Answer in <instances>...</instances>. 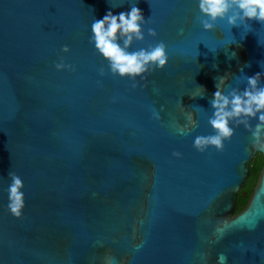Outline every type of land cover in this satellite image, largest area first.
Here are the masks:
<instances>
[{
	"label": "water",
	"instance_id": "1",
	"mask_svg": "<svg viewBox=\"0 0 264 264\" xmlns=\"http://www.w3.org/2000/svg\"><path fill=\"white\" fill-rule=\"evenodd\" d=\"M198 4L0 0V264H264V165L234 214L264 157L258 119L230 121L220 150L195 147L215 135V91L242 92L256 73L264 87V23L205 31ZM131 6L145 22L128 51L163 43L168 55L134 78L112 72L91 31Z\"/></svg>",
	"mask_w": 264,
	"mask_h": 264
},
{
	"label": "clouds",
	"instance_id": "2",
	"mask_svg": "<svg viewBox=\"0 0 264 264\" xmlns=\"http://www.w3.org/2000/svg\"><path fill=\"white\" fill-rule=\"evenodd\" d=\"M198 7L201 15L206 17L202 21L205 31H211L217 20L225 18L231 26H236L238 21L255 20L264 23V0H199ZM144 22L142 10L138 6H131L127 11L119 13L108 10L102 18L92 23V41L97 51L109 62L114 74L134 78L148 71L150 66L159 69L166 66L168 55L163 43L136 52L128 51L133 39L143 40L141 26ZM149 34L154 36L155 32L150 29ZM56 67L61 69L64 65L61 63ZM260 79V73L248 77V86L242 92L233 90L225 95L218 89L213 93L214 114L209 123L215 135L198 137L195 140L198 150L203 151L209 145L215 146L217 150L222 149L223 141L233 134L230 121L236 120L249 128L248 121L257 118L255 129L249 130L256 147L264 152V87H258ZM21 189V179L13 175L8 188V209L16 217L21 215L23 209ZM220 259L223 261L225 258L221 255Z\"/></svg>",
	"mask_w": 264,
	"mask_h": 264
},
{
	"label": "trees",
	"instance_id": "3",
	"mask_svg": "<svg viewBox=\"0 0 264 264\" xmlns=\"http://www.w3.org/2000/svg\"><path fill=\"white\" fill-rule=\"evenodd\" d=\"M264 164V157L261 154H256L253 161L250 163V176L247 179L246 186L243 188L245 192L249 195L256 184L257 178L259 176L262 165ZM248 202V198L243 197L242 194L238 195V201L235 208L234 214L241 212Z\"/></svg>",
	"mask_w": 264,
	"mask_h": 264
},
{
	"label": "flooded vegetation",
	"instance_id": "4",
	"mask_svg": "<svg viewBox=\"0 0 264 264\" xmlns=\"http://www.w3.org/2000/svg\"><path fill=\"white\" fill-rule=\"evenodd\" d=\"M264 165V164H263ZM262 165V166H263ZM262 168V167H261ZM255 186V185H254ZM254 188V187H253ZM253 190V189H252ZM251 193H252V191H251ZM251 193L248 195L247 194V192H245L243 189L240 191V193L239 194H242L243 195V197H246V198H248V200H249V197H250V195H251Z\"/></svg>",
	"mask_w": 264,
	"mask_h": 264
}]
</instances>
